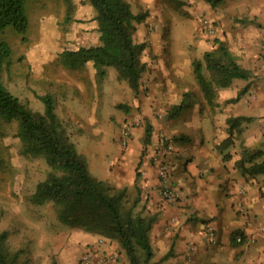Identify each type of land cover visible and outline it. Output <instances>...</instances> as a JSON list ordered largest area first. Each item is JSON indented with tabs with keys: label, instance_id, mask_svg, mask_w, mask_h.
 <instances>
[{
	"label": "crops",
	"instance_id": "crops-1",
	"mask_svg": "<svg viewBox=\"0 0 264 264\" xmlns=\"http://www.w3.org/2000/svg\"><path fill=\"white\" fill-rule=\"evenodd\" d=\"M201 11L205 12L202 18L214 22L218 39L228 42L251 75L236 77L220 87L219 105L214 110L207 109L202 99L203 103L194 100L188 109L161 126L170 135L188 136L173 139V150L164 156L172 183L179 190L178 198L168 201L161 195L158 164L153 159L160 144L153 146L148 155L137 154L139 127L133 129L129 151H116L107 144H100L98 149L94 143L89 144V167L99 178L127 187L138 198V209L143 213L157 214L150 231L155 252L150 264H264V174H244L237 163L246 150L260 151L256 160H264V0H225L215 8L207 4L197 8ZM201 40L203 51L216 41ZM151 41L154 49L151 53L145 49L142 59L150 69L155 68L149 77V68L143 76L144 86L153 88L157 78L167 80V69L162 67L165 53L160 45L156 48L161 38L152 36ZM181 55L186 69H176V81L184 79L185 71L192 72V55L188 51ZM176 87H163L165 94L171 92L170 100L167 95L165 98L170 105L180 102L173 94ZM253 90L255 95L251 96ZM238 95L237 100L227 101ZM147 99L157 100L154 94ZM149 110L148 103L145 112ZM240 115L254 119L242 123L240 131L234 129V143L222 152L219 145L230 135L228 118ZM108 152H115L111 165L97 172L95 164ZM227 152L230 155L226 158ZM238 230L245 233V241L236 245L233 235ZM36 240L45 252L35 253L32 264H53V258L59 264H81L87 249L109 255L106 264H130L118 241L64 224L43 227Z\"/></svg>",
	"mask_w": 264,
	"mask_h": 264
},
{
	"label": "rangeland",
	"instance_id": "rangeland-1",
	"mask_svg": "<svg viewBox=\"0 0 264 264\" xmlns=\"http://www.w3.org/2000/svg\"><path fill=\"white\" fill-rule=\"evenodd\" d=\"M128 1L135 12H148L142 22L136 23L135 41L145 42V49L148 48L151 53L152 36L162 40L156 48L160 45L165 53L162 67L167 69V80L157 78L153 88L144 86L142 77L140 89L134 91L127 80L118 78L114 66L108 67L107 76L100 81L92 62L76 68L66 67L60 62L59 54L64 49L100 42L98 21L95 19L97 10L88 0H27L30 26L26 39L13 27L5 32L14 53L10 65L0 71L4 83L35 110H44L40 95L51 94L67 133L87 159L86 152L92 143L97 148L100 144H107L116 151H129L134 130L129 147L124 149L120 139L122 128L129 121L133 129L139 127L141 130L135 146L140 157L148 155L149 150L165 141L166 136L173 140L175 136L165 131L164 127L168 118H174L169 116V109L175 104L170 105L171 92L165 94L164 86L176 84L178 88L173 94L180 100L184 92L191 91L195 101L202 99L205 102L193 67L191 73L185 71L183 80L176 81L175 72L176 69H186L182 51L192 55L191 61L201 59L206 50L200 47L201 39H218L217 33L211 35L204 27L202 16L205 12H197V8L207 4L206 1ZM157 64L160 65L158 61ZM154 69L149 68L147 77ZM153 94L157 100L150 99V103L147 98ZM145 99L147 102H144ZM148 103L150 110L145 112ZM205 107L215 109H211L206 102ZM17 126L16 121L8 123L0 119V230L9 231V246L13 251L25 245L33 258L38 251L45 252L43 246L37 244L38 232L47 225L64 223L58 219L53 202L35 204L30 200L36 184L47 176L50 167L44 158L24 152ZM148 128H151V136L147 142ZM114 154H103L102 161L95 164V170L107 169ZM130 194L135 198L133 193Z\"/></svg>",
	"mask_w": 264,
	"mask_h": 264
},
{
	"label": "trees",
	"instance_id": "trees-1",
	"mask_svg": "<svg viewBox=\"0 0 264 264\" xmlns=\"http://www.w3.org/2000/svg\"><path fill=\"white\" fill-rule=\"evenodd\" d=\"M88 1L97 10L95 19L98 21L100 42L64 49L59 54L60 62L69 68L92 62L100 81L107 76L108 67L114 66L118 78L127 80L131 88L138 91L147 70V63L142 59L146 43L135 41L134 31L136 23L142 22L148 12H135L128 0ZM205 1L215 8L225 0ZM26 4L27 0H0V71L10 65L14 53L5 37L6 30L13 27L26 39L30 26ZM192 67L205 102L211 109L219 105L220 87L229 85L236 77L248 78L251 75L227 41L222 39H216L213 48L206 49L201 59H193ZM192 93H183L180 102L169 109L170 117L179 116L194 103ZM40 97L44 102L43 111L35 110L23 101L0 76V119L8 123L16 121L17 135L24 152L44 158L50 167L47 176L36 184L30 200L35 204L53 202L62 223L118 241L130 264H150L155 254L150 231L157 214L139 210L138 198H132L127 187H116L109 179L92 173L87 157L67 133L56 111L54 97L51 94ZM238 97L227 101H235ZM253 119L244 115L230 116V135L220 143V150L223 152L234 143V129L240 131L242 123ZM150 136L151 128H148L147 142ZM179 137L188 138L181 135L174 139ZM258 154L262 153L246 150L244 157L237 162L242 173L253 176L264 174V160L257 161ZM229 155L227 152L224 157ZM238 234L245 239L244 232L236 231L233 235L236 245L241 243L236 239ZM28 252L31 251L25 245L13 251L9 246V231L0 230V264H30L33 258ZM53 264H59L56 258H53Z\"/></svg>",
	"mask_w": 264,
	"mask_h": 264
},
{
	"label": "built area",
	"instance_id": "built-area-1",
	"mask_svg": "<svg viewBox=\"0 0 264 264\" xmlns=\"http://www.w3.org/2000/svg\"><path fill=\"white\" fill-rule=\"evenodd\" d=\"M204 27L211 35L216 34V28L214 22L208 18H203ZM255 90L250 93L251 96L255 95ZM133 124L131 121L126 122L122 128L120 139L121 143L125 148L130 146V141L132 139V128ZM174 148L173 140H170L167 136L165 137V141L160 143L157 147L155 154L153 155L154 161L158 164V176H159V187L161 195L168 201H175L179 196V190L173 185L171 173L167 162L164 160V156L167 152L172 151ZM264 231V227L262 228ZM213 239H215V235H213ZM238 242L244 241V237L242 234H238L236 237ZM101 241L104 238L100 239ZM109 255L104 253L97 254L93 249H87L81 258V264H106L109 260ZM99 259V263L97 260Z\"/></svg>",
	"mask_w": 264,
	"mask_h": 264
}]
</instances>
